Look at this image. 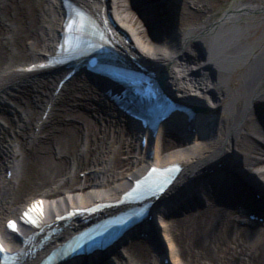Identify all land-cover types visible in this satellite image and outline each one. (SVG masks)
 Returning <instances> with one entry per match:
<instances>
[{"label":"bare ground","instance_id":"6f19581e","mask_svg":"<svg viewBox=\"0 0 264 264\" xmlns=\"http://www.w3.org/2000/svg\"><path fill=\"white\" fill-rule=\"evenodd\" d=\"M45 1L0 0V120L6 123L0 121V233L6 236L4 221L33 197L48 201L40 225L61 227L20 264H37L45 251L79 228V220L56 224V215L72 206L119 200L126 176L143 173L149 162L182 166L173 184L153 201L151 220L105 253L66 264H151V259L159 264L164 257L169 264H264V220L248 216L264 217V39L259 34L264 0H229L218 9V0H167L168 7L140 0L149 18L133 9V0H74L100 19L120 60L161 71L168 95L186 106L206 108L194 120L204 139L196 131L186 132L185 118L178 114L162 123L144 147L137 136L139 123L87 77L75 73L56 90L67 70L11 73L40 59L56 39L63 6L57 0L53 9ZM252 12L259 18L250 20ZM231 27L243 35H233ZM239 58L245 63L231 67ZM45 106L47 120L38 122ZM12 111H18L17 121ZM82 169L88 171L83 178ZM228 169H237L253 187L245 188L233 175L228 179ZM215 199L239 207L223 208ZM193 201L201 207L194 208ZM174 207L185 211L172 217L168 210ZM140 232L158 233L163 254L155 256L150 244L130 238ZM20 234L29 233L20 229ZM120 242H125L124 261L116 250ZM20 248L16 238L10 249Z\"/></svg>","mask_w":264,"mask_h":264},{"label":"rangeland","instance_id":"374dc122","mask_svg":"<svg viewBox=\"0 0 264 264\" xmlns=\"http://www.w3.org/2000/svg\"><path fill=\"white\" fill-rule=\"evenodd\" d=\"M6 0H4V2H5ZM57 0H46L45 1V5L46 6H49V7H51L52 8V5H54L55 4V2H56ZM158 1V3H159V5L160 6H165V7H168L169 5H170V1H167V0H157ZM229 0H218V1H216L215 3H214V7H215V9H218V8H220V7H223L227 2H228ZM2 5V3L0 4V6ZM132 5H133V9L138 13V14H140L141 15V13L144 15V16H146L145 14H148V12H147V10H145L144 8V6L141 4V1L140 0H133V2H132ZM55 6V8H53V9H56V5H54ZM51 13H54L52 10H51ZM248 16H250V20H255V19H258L259 18V16H257V14H255V12H252V13H250ZM53 18V17H52ZM148 18H149V14H148ZM256 26V25H255ZM177 29H179V27L177 26ZM231 30H232V32H234V34L233 35H240L242 32H241V30L238 28V27H231ZM260 35H262V37H263V39H264V24H262L261 26H260ZM219 35H221V34H219ZM243 34H241L240 36H242ZM239 36V37H240ZM221 37H222V35H221ZM217 39V38H216ZM219 39V38H218ZM217 39V40H218ZM221 39V38H220ZM260 41V40H259ZM219 48H220V46L221 45H217ZM196 47H198V49H201L202 47H201V45H196ZM191 48H192V50L195 52L196 51V48H195V46H191ZM202 50V49H201ZM203 51V50H202ZM181 52H183V50H180V52L179 53H181ZM179 53L177 54V55H179ZM245 59H242V58H239V59H237V60H235L233 63H232V65L233 66H231V67H234V68H236L237 66H239V65H241V64H244L245 63ZM231 69H233V68H231ZM78 76L81 78V77H86L83 73H80V74H78ZM77 76V77H78ZM56 80V79H55ZM53 84H54V82H53ZM210 103H211V101H209ZM41 107V106H40ZM40 107L37 109V113H36V115H35V119H36V117L38 116V112L40 111ZM17 113H18V111H16V112H14V111H12L11 112V114H10V116L12 117V119L14 120V121H17V119H18V117L16 116L17 115ZM264 112H261V114H260V118H261V115L263 114ZM218 114L219 115H223L224 114V111H222V110H219L218 111ZM1 121V124H4L5 122L1 119L0 120ZM5 125H6V123H5ZM208 128V127H207ZM200 134V136L202 137V138H205V134H203V133H201V132H199ZM99 137L101 138L102 136H101V134L99 133ZM190 141L192 140V136H190ZM179 149H182V147H180ZM125 155V154H124ZM17 166V165H16ZM16 168H18V167H16ZM82 168V167H81ZM101 166L99 167V169L101 170ZM80 169V168H79ZM83 170V169H82ZM236 170V172L234 171H232V173H230L228 176L231 178V175H233V178H235L237 181H240V182H249V180H247V178H245L243 175H241L240 174V172L237 170V169H235ZM83 171H85V170H83ZM251 185V184H250ZM251 187H253L252 185H251ZM248 191V190H247ZM197 193V192H196ZM79 195V194H78ZM194 203H193V205H194V208H199V207H201V205L202 204H200L199 202L197 203V201L195 202V201H193ZM216 202V201H215ZM196 203V204H195ZM192 205V206H193ZM220 205V204H219ZM222 206H223V208H231L232 206H239V204H237V202H235L234 204H229V203H222L221 204ZM184 211L185 210H183V209H178V208H176V207H174L173 209H171V210H168V215H170V216H172V217H177V216H179L180 214H182V213H184ZM263 220H264V217H263ZM154 224H156V222L154 223ZM151 227V226H150ZM150 236H141L139 233H135L134 235L132 234L131 236H130V238H140L141 240V244H146V243H148V244H150L151 245V248H152V250H153V254L156 256V255H161V254H163L162 253V250H161V240H160V235H158V233H157V235H156V233H150L149 234ZM158 237V238H157ZM125 245V242H121V244L118 246V247H116V250H118V251H120L121 253H122V260L124 261V260H127V256H126V252H125V250H124V246ZM163 247V246H162ZM152 260V262H151V264H154V261H153V259H151ZM130 264H137L136 262H134V261H130Z\"/></svg>","mask_w":264,"mask_h":264},{"label":"water","instance_id":"95a60500","mask_svg":"<svg viewBox=\"0 0 264 264\" xmlns=\"http://www.w3.org/2000/svg\"><path fill=\"white\" fill-rule=\"evenodd\" d=\"M162 79H163V76L160 78V80H159V83L162 85ZM193 110L195 111V112H206V108L205 107H202V106H198V105H195L194 107H193ZM261 119H262V121L264 122V113L261 115ZM218 167H221V164H219L218 165Z\"/></svg>","mask_w":264,"mask_h":264},{"label":"snow or ice","instance_id":"6c2138e0","mask_svg":"<svg viewBox=\"0 0 264 264\" xmlns=\"http://www.w3.org/2000/svg\"><path fill=\"white\" fill-rule=\"evenodd\" d=\"M10 225H11V222H10ZM0 251H2V249H0Z\"/></svg>","mask_w":264,"mask_h":264}]
</instances>
